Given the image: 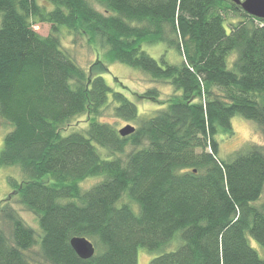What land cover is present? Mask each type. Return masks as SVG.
<instances>
[{
	"label": "trees",
	"instance_id": "trees-1",
	"mask_svg": "<svg viewBox=\"0 0 264 264\" xmlns=\"http://www.w3.org/2000/svg\"><path fill=\"white\" fill-rule=\"evenodd\" d=\"M61 28L97 51L89 71ZM157 43L183 55L180 64L143 49ZM99 49L174 89L126 137L104 113L135 122L139 110L107 84ZM237 115L264 134V20L229 0H0V119L12 126L0 168L24 177L9 178L0 206L11 227L0 229V264H139L140 249L160 252L149 264H264L251 244L264 248V148L220 156ZM90 177L102 180L83 190ZM10 202L37 217L40 235ZM74 237L95 255L81 259Z\"/></svg>",
	"mask_w": 264,
	"mask_h": 264
},
{
	"label": "rangeland",
	"instance_id": "rangeland-1",
	"mask_svg": "<svg viewBox=\"0 0 264 264\" xmlns=\"http://www.w3.org/2000/svg\"><path fill=\"white\" fill-rule=\"evenodd\" d=\"M93 4L96 6V8L101 9L98 5H96L95 2H93ZM238 20L239 19L237 17L231 15L228 21L236 22ZM225 26L229 31V25L225 24ZM34 29L42 36H47L51 32V25L46 23H38L34 24ZM59 36L61 38L62 45L70 52L77 64L89 71V69L97 62L98 54L94 48L89 46L87 39L83 37L75 38L64 28L60 29ZM98 48L100 47L98 46ZM143 49L158 61H160L163 56L166 57L170 63L180 64L183 59V55L179 54L178 51L170 48L164 43L149 45L145 44L143 45ZM99 51L101 55V61H103L107 69H109V73L104 74L107 84L112 87L113 90L125 94L131 101H133L138 107L140 116L139 121L127 122L113 117L111 108H108L104 113V117L102 118L103 121L115 124L118 130L127 125L137 127L141 119L154 116L158 110L164 107L162 105L163 101H167L169 96L174 92L172 86L161 82L155 83L145 72L140 70L131 68L118 62H110L105 56H103L105 53L104 50L99 49ZM236 57L237 53L235 52L231 55L230 61L234 60V58L236 59ZM104 70H106V68ZM153 87H156L161 91L162 96L158 102L144 99L141 96L145 91ZM84 121H86V117L82 116L75 119L72 122V125L73 127L83 126ZM232 126L234 132L233 135H221L219 137L220 156L222 158L226 159L239 150H243L252 146L264 148V134L261 133V131L258 129V125L255 122L246 120L243 117L237 115L232 119ZM86 127L87 124H85V128ZM11 131L12 126L0 119V148L3 147L6 135ZM130 149L131 147H129V150ZM101 152L103 153L104 150L102 149ZM9 178H14L18 182H21L24 179L23 173L19 167L14 166L0 168V206L5 205L8 195L13 190L9 183ZM100 180H102V177H90L81 182L80 186L83 190H86L91 188ZM260 202H264V193L261 196ZM9 204L18 212L19 216L23 218L25 223L36 231V234H41L39 221L33 213L25 210L22 206L14 202H10ZM0 229L4 230L8 235L10 234V224L8 221L4 220L2 213H0ZM251 244L264 259V248L258 245L255 241H252ZM173 248L174 246H171L168 247L167 250ZM33 251L35 254H38L40 252L39 246H35ZM159 254L160 252L157 251L149 252L146 249H140L138 254V263L149 264L150 260L154 257H157Z\"/></svg>",
	"mask_w": 264,
	"mask_h": 264
},
{
	"label": "water",
	"instance_id": "water-1",
	"mask_svg": "<svg viewBox=\"0 0 264 264\" xmlns=\"http://www.w3.org/2000/svg\"><path fill=\"white\" fill-rule=\"evenodd\" d=\"M242 8L247 14L264 20V0H229ZM136 128L127 125L119 130L122 137L129 136L135 132ZM71 246L76 254L84 260L95 255L94 244L85 237H74L71 239Z\"/></svg>",
	"mask_w": 264,
	"mask_h": 264
}]
</instances>
